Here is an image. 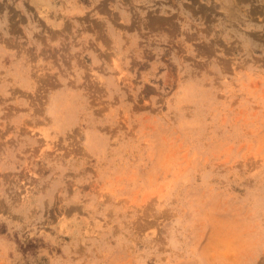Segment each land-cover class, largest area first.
Returning a JSON list of instances; mask_svg holds the SVG:
<instances>
[{"label": "rangeland", "instance_id": "rangeland-1", "mask_svg": "<svg viewBox=\"0 0 264 264\" xmlns=\"http://www.w3.org/2000/svg\"><path fill=\"white\" fill-rule=\"evenodd\" d=\"M73 1L0 0V264H264V0Z\"/></svg>", "mask_w": 264, "mask_h": 264}, {"label": "crops", "instance_id": "crops-1", "mask_svg": "<svg viewBox=\"0 0 264 264\" xmlns=\"http://www.w3.org/2000/svg\"><path fill=\"white\" fill-rule=\"evenodd\" d=\"M74 4V1L72 0H65V5ZM80 34L75 37L74 40H77V46H81L82 48L88 47V46H95L94 38L93 36L87 35L84 33V31H80Z\"/></svg>", "mask_w": 264, "mask_h": 264}]
</instances>
